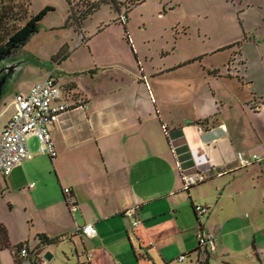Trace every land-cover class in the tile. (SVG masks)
<instances>
[{
    "label": "crops",
    "instance_id": "obj_1",
    "mask_svg": "<svg viewBox=\"0 0 264 264\" xmlns=\"http://www.w3.org/2000/svg\"><path fill=\"white\" fill-rule=\"evenodd\" d=\"M124 6H114L118 15ZM135 6L126 23L100 25L91 34L83 31L90 16L85 19L79 27L84 45L64 44L68 57L43 77L53 72L77 106L51 127L55 159L40 154L38 139L31 137L34 158L0 175L7 194L0 197V223L10 241L9 248L0 246V264L33 257L47 264L40 250L49 244L39 235L58 244L67 239L71 264H264V90L250 77L239 47L222 66L204 63L207 55L150 65L130 34ZM113 27L121 28L123 44L105 42L114 41L105 37ZM195 64L199 69L192 72ZM13 113L14 107L0 130ZM239 152L260 161L242 168ZM203 156L207 180L184 190L180 169H196L195 159ZM52 168L62 194L72 190L76 213L64 194L56 197ZM195 205L208 213L199 219ZM132 207L142 221L138 227L124 215ZM18 212L25 218L21 231ZM89 223L97 230L93 239L76 232ZM202 232L215 235L214 253L199 246ZM20 244L26 257L17 251Z\"/></svg>",
    "mask_w": 264,
    "mask_h": 264
},
{
    "label": "rangeland",
    "instance_id": "obj_2",
    "mask_svg": "<svg viewBox=\"0 0 264 264\" xmlns=\"http://www.w3.org/2000/svg\"><path fill=\"white\" fill-rule=\"evenodd\" d=\"M119 1L126 3L124 11L119 15L127 14L132 4L127 3L129 0ZM69 2L74 3L73 9L77 15L86 10L80 0H0L3 21L0 28V46L5 44L9 34L22 27L31 16L39 14L47 7L54 9L46 15L41 22L39 33L35 34L25 47L0 62V78L8 76L0 101V124L12 114L15 95L30 90L33 85L42 81L49 69L55 67L56 62L52 61V58L64 44L68 43L74 48L79 44L84 45L78 24L66 27ZM119 15L113 4H103L100 10L86 20L83 31L85 34H91L100 25L114 21L122 25L118 19ZM130 18L132 39L136 41L141 54L148 56L150 65L158 66L207 55L204 63L222 66L239 47L248 59L250 77L259 90H264V68L261 63L264 60V0H146L132 9ZM177 31L180 34H177ZM121 33V28L113 27L109 31L110 36L105 37H113L114 41L105 42L108 45L123 44ZM238 42L239 45L236 44ZM232 44L237 46L229 49ZM98 47L100 50L105 49L103 44ZM80 50L87 51L85 46ZM167 52H170L171 57L163 59ZM74 58L80 59L77 54ZM191 66L192 72L199 69L196 64ZM197 80L192 74V81ZM60 84L62 85L61 82ZM47 158L51 161L48 155ZM48 175L54 180L55 191L60 192L56 197H63L60 187L56 186L58 182L56 183L55 170L52 168ZM0 197H7L1 189ZM16 219L24 221L22 226L17 223L21 231L25 225L24 214L16 213ZM26 231L28 230L21 233L26 234ZM70 244L66 239L64 244L56 243L47 247L43 245L40 250L41 258L47 264H71V256L68 255ZM48 253L54 256L50 261L45 258ZM24 264L38 263H35L33 257L31 260L27 259Z\"/></svg>",
    "mask_w": 264,
    "mask_h": 264
},
{
    "label": "built area",
    "instance_id": "obj_3",
    "mask_svg": "<svg viewBox=\"0 0 264 264\" xmlns=\"http://www.w3.org/2000/svg\"><path fill=\"white\" fill-rule=\"evenodd\" d=\"M118 19L120 22L126 23L127 14L122 13ZM13 106V115L0 130V175L5 177L9 176L16 167L25 161L34 158V153L29 145L31 137L38 139L40 154L48 155L51 159L56 158L57 150L51 135V127L61 114L73 109L77 104L66 98L65 89L52 72L45 79L33 85L28 92L17 93L14 97ZM79 106L88 109L86 104ZM163 128L167 133V126L164 125ZM237 160L240 167L246 168L254 162L260 161V157L255 155L253 158H247L244 153L239 152ZM208 162L203 156L195 159L194 167L196 169L192 171L180 169L184 190L188 191L207 180L208 177L201 167ZM63 194L69 211L72 214L79 211L80 207L72 190L64 188ZM194 210L199 219L208 213V208L203 205H195ZM137 214V207L129 208L124 212L125 216L132 219L133 227L142 224V221L136 217ZM76 232L90 239L97 236V230L92 223L77 226ZM198 241L202 249L215 252L217 243L213 233L202 232ZM18 252L22 257L28 255V250L25 247L19 249ZM184 259L185 257L182 256L180 261Z\"/></svg>",
    "mask_w": 264,
    "mask_h": 264
},
{
    "label": "trees",
    "instance_id": "obj_4",
    "mask_svg": "<svg viewBox=\"0 0 264 264\" xmlns=\"http://www.w3.org/2000/svg\"><path fill=\"white\" fill-rule=\"evenodd\" d=\"M146 0H129V4H132L133 6L141 4L145 2ZM86 10L82 12L80 15H77L74 12V7L70 5L69 9V16L68 20L66 22V27L69 25H74L75 23L78 24V27H81L84 20L87 19L89 16H91L94 12L98 11L103 4H113L114 6L126 4L124 2H119L117 0H98L94 2L90 1H84ZM54 9L51 7H47L46 9L42 10L39 14L35 16H31L29 20L19 29L15 30L13 33L8 35V38L3 46H0V54L5 53L7 50L11 49V55L15 54L18 50L25 47L27 43L31 40V38L39 33L41 22L44 20L46 15L49 12H53ZM2 14L0 13V28L1 23L3 21L1 20ZM233 45L229 46L232 47ZM68 57V54L65 53L64 48L61 49L55 56H53L52 61L54 62H60L65 60ZM38 238L42 241L43 244H53L57 243L59 239H49L45 235H39ZM0 246L10 247V241L8 238V232L6 228L3 226V224L0 223ZM23 247L22 244L18 245L17 251Z\"/></svg>",
    "mask_w": 264,
    "mask_h": 264
},
{
    "label": "water",
    "instance_id": "obj_5",
    "mask_svg": "<svg viewBox=\"0 0 264 264\" xmlns=\"http://www.w3.org/2000/svg\"><path fill=\"white\" fill-rule=\"evenodd\" d=\"M11 52H12V50L9 49V50H7L5 53L0 54V62H1L3 59H5L7 56H10V55H11ZM1 73H2V72L0 71V74H1ZM7 77H8V76H5V77H3V78H0V101H1V99H2V97H3V95H4V88H5V84H6V81H7ZM45 258H46V260L50 261L51 258H52V255H50V254L48 253V254L45 256Z\"/></svg>",
    "mask_w": 264,
    "mask_h": 264
}]
</instances>
